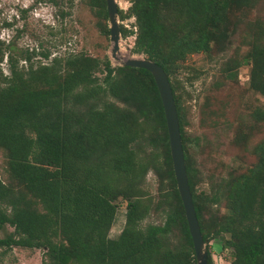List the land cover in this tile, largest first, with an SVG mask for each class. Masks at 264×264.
<instances>
[{"label": "trees", "instance_id": "16d2710c", "mask_svg": "<svg viewBox=\"0 0 264 264\" xmlns=\"http://www.w3.org/2000/svg\"><path fill=\"white\" fill-rule=\"evenodd\" d=\"M255 2L132 0L125 15L118 10L121 18L134 17L132 52L156 62L168 76L200 231L204 242L220 238L230 264H264V137L252 148L254 162L220 176L209 193L198 192L172 74L186 55L209 54L212 43L226 37L230 14ZM87 5L100 20L108 19L105 0ZM173 16L180 22L173 25ZM99 25L109 34L106 23ZM261 31L259 26L252 33L241 59L221 70L229 74L249 66V87L264 98ZM127 32L120 25L121 35ZM35 53L0 40V149L9 178H0V230L12 228L0 237V255L22 247L44 249L41 264H196L152 74L68 52L34 63ZM254 113L258 120L264 117L259 109ZM149 170L160 184L167 182L154 207L164 217L142 226L153 202L142 187ZM120 201L126 202L124 224L110 237ZM207 205L215 207L214 218L204 217ZM207 255L212 264L209 250Z\"/></svg>", "mask_w": 264, "mask_h": 264}, {"label": "rangeland", "instance_id": "374dc122", "mask_svg": "<svg viewBox=\"0 0 264 264\" xmlns=\"http://www.w3.org/2000/svg\"><path fill=\"white\" fill-rule=\"evenodd\" d=\"M115 1L125 15L132 0ZM126 16L121 18L117 14L119 25L128 32L126 36L120 34L116 58L111 56L109 34L103 33L99 25L106 23L108 27V19L100 20L87 0H0V40L19 49H35L34 63H48L52 56L68 52L107 59L114 68L133 53L136 27L134 17ZM180 20L179 16L169 18L173 25ZM259 26L264 43V0H256L250 8L233 11L223 41L212 43L209 54L186 55L172 74L181 97L184 130L190 138L189 153L198 171V192L209 193L212 182L220 176L233 168L244 170L254 162L252 148L264 137V117L258 120L254 113L257 109L264 113V98L249 87V66L242 65L229 74L221 70L225 63L241 59L247 53L252 33H257ZM41 52H48L49 56L45 58ZM133 55L146 58L144 54ZM19 64H24L23 59ZM2 67L6 72V57ZM97 76L102 78L104 72H98ZM0 178L4 182L9 180L1 149ZM142 187L153 202L141 225L162 222L163 213L154 207L163 198L167 182L160 184L155 172L149 170ZM214 208L207 205L204 217L214 218L217 215ZM125 210L126 202L120 201L110 237H116L121 231ZM10 231L12 228L6 225L0 230V237ZM204 245L211 254L212 264H230V251L223 247L220 238L209 239ZM43 253L42 248L13 247L0 255V264H41Z\"/></svg>", "mask_w": 264, "mask_h": 264}, {"label": "water", "instance_id": "95a60500", "mask_svg": "<svg viewBox=\"0 0 264 264\" xmlns=\"http://www.w3.org/2000/svg\"><path fill=\"white\" fill-rule=\"evenodd\" d=\"M105 5L109 23V40L112 42L111 56L116 58V53L119 51L121 34L120 25L117 20V3L115 0H105ZM120 65L144 68L152 74L164 112L174 179L184 209V216L190 233L196 264H207V249L204 245L189 189L178 115L168 76L156 62L142 56H134L133 53H130V57L123 60Z\"/></svg>", "mask_w": 264, "mask_h": 264}]
</instances>
